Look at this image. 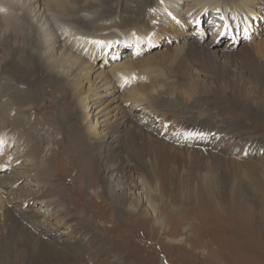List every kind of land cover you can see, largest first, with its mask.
<instances>
[{"label":"bare ground","instance_id":"1","mask_svg":"<svg viewBox=\"0 0 264 264\" xmlns=\"http://www.w3.org/2000/svg\"><path fill=\"white\" fill-rule=\"evenodd\" d=\"M217 1L219 0H202L199 5H203V8L198 7V4H190V2L187 4L186 2L185 8L193 9L191 15L196 14L195 18H200V23L193 18L192 22L195 21L198 24L190 25L183 14L181 0H135V8L131 7L132 9L129 10H125V0H0V52L4 53L3 58L0 59V80L5 79L26 86L25 90H21L16 86H1L0 84V226L4 228L5 247L9 248L13 242L20 241L17 244L20 246L17 250L1 251V258L5 260V264H14L17 258L22 260L23 264H61L69 260L74 264L76 258H71L72 255H80L86 246L99 248L96 241L87 237L85 230L82 227H77V224L73 223V218L59 207L58 200H55L58 192L54 187L59 176L55 178L51 167L41 163L42 144L45 141L42 133L45 131L46 125L54 123L50 120L53 110L48 111L49 118H47L45 113L39 114L41 107L36 105L40 100L41 93L46 88L53 90L56 87L61 92L63 99L69 95L73 96L80 106L83 121H87L88 124L84 133L82 123L76 122L71 117L77 109L72 106L68 107L67 104L62 106L58 99L57 110L60 111L63 108L65 118H72L74 122L71 136L66 135L68 138L65 141L58 142L59 152L56 156H61L63 152L64 158L69 161L72 167L70 170L67 168L64 170L62 167L65 166L61 164V172H66L68 175L71 171H77L76 179H88V188L81 190L78 198L80 201L89 189L98 187L104 181L106 184L103 187V194L109 199H114L120 210H133L137 215L141 214L144 219H151V211L146 205L149 194L155 196V201L158 197L157 192H160L166 199L173 194L175 181L171 173L176 168L173 159L177 156L169 151L175 147L169 142L177 144L175 141L179 140L182 143L177 145L190 150L192 145H188V143L194 142L198 134H204L211 139V141L203 143L205 147H200H202V154L207 151L206 155L215 159L212 161V169L216 168L213 166L214 164L217 166L219 160L226 159L221 163L231 173L226 179L233 185L238 184L237 177L243 171L247 170L252 173V168L256 166L249 160H257L258 155L264 154V144L255 143L254 145V142L248 144V141L241 139L240 135L237 137L238 140L234 139L233 136L237 133L233 130L225 133L226 127L223 126L210 131L204 128L205 122L194 127V130L187 129V124L184 126V123L188 120H185L181 115L173 116L171 119L181 118L184 122L178 125L181 129L170 133L171 136L163 137L167 135L170 119L166 117L165 112L160 114L161 110L158 109L160 102L150 99V93L145 87L149 73L147 76L139 77L140 73L136 70H140L142 66L133 64L130 62L131 60L124 62L122 66L114 67L108 73V77L104 72V64L108 65L107 56L112 58L113 63H116L126 56V50L130 47L129 49L134 51L126 57L131 59L130 56L133 57V54L142 52L141 46L145 47L144 51H146L149 46L158 42L162 35L174 32L189 40L187 45L194 49L199 59H194V61L201 62V65L204 63L201 66L202 73L205 76L207 74L211 76V80L217 84V91L223 90L219 83L226 84L230 100L232 102L241 101V93L245 91V85L241 86L237 80L230 78L228 66L240 62L243 56L231 55L230 49L238 43L241 31L244 34L248 31L250 34L252 28L246 26L244 30L238 29V34L232 30L231 37H234L228 43L236 44L233 46L230 44V49L227 48L228 44L226 48L220 49L215 44L216 42L220 43L219 40H221L217 36H213L208 44L198 41L200 36H196V34L202 35L203 33L201 26H203L205 18L201 13L207 11L208 8L215 7L218 4ZM126 2L130 5V1ZM236 2L244 6L239 7ZM236 2L232 3L235 5L234 12L243 16L242 19L247 23L256 21L255 18L263 14L261 10L264 9L263 4H251L252 0ZM253 3L255 2L253 1ZM207 5L210 6L205 8ZM215 10L218 11L217 8L212 9L214 13L219 12H215ZM221 10L219 16L213 14L212 11L206 12L209 13L208 15L213 19L214 25H217L218 29L223 27L222 24L227 22L231 15L230 10L226 8ZM113 12H115L114 15H112ZM117 17H121L123 22L129 24L126 28L128 33L120 35L116 33V37L106 38V33L100 35L96 32V24L101 21H105V24L110 26H119L118 23L113 22ZM141 21H144V25L140 24ZM187 27L188 29H186ZM98 31L107 32V30ZM96 41L101 43H95ZM130 43L134 45H126ZM256 48L258 60L248 58L247 81L253 80L264 87V44L256 45ZM166 52L168 51L166 50ZM4 59L5 61H2ZM99 59L102 60L101 65L96 63ZM95 63L97 65H94ZM74 67L76 68L74 73L80 70V77L72 83L69 79L74 73L72 72L70 75V70H73ZM94 75H96L95 81L92 82ZM179 76L181 75L176 77L178 80ZM184 77L186 78V76ZM99 79L101 85L98 87L96 83ZM89 82H92L91 86L89 85L84 90V83ZM136 82L141 86L127 92L122 100H120L121 97L115 99L119 92L128 89L131 84ZM44 84H48V86L44 87ZM201 84L197 79L192 84L193 90L195 87H197V91L201 89ZM155 86L157 87V85ZM6 87L8 89L5 90ZM174 90L176 91V89ZM89 91L98 101L105 99L103 102H106L109 97H114L109 101L111 106L117 101L124 103L132 101L133 109L141 110L140 117L136 116L138 120H135V115L118 108L119 106L115 107L113 111L103 110L106 113L102 115L106 120L101 133H99L100 119L96 120V124L94 121L92 124L90 123L92 110L89 108L94 100L90 101ZM118 96L120 95L118 94ZM121 107L123 106L121 105ZM107 109L109 107H106ZM12 111L17 112L18 118L12 119L10 114ZM31 114L38 116L35 121H31L29 117ZM4 122L8 126L2 127ZM52 127L55 130V126L52 125ZM10 131L13 132L9 133ZM188 134L192 139L182 140L186 139ZM129 139L133 142L132 147L127 150L133 156L130 158L125 155V149L128 147L124 148L125 140ZM136 140H140L142 144ZM204 140L206 139L204 138ZM135 143L141 146L135 147ZM196 145L199 146V144ZM256 148L258 152L253 154ZM237 149H240V153L233 155ZM241 154H244V160L240 158ZM100 173L101 176H99ZM211 173L213 175L208 176L206 182L205 179L198 177L190 179L192 183L189 184L198 187V193H209L210 196V194L216 193L218 187V177L215 173ZM114 176L115 181L122 183L117 191L111 189L112 184L115 183L112 182ZM109 185L111 186L109 187ZM168 202L169 200L166 201V204ZM154 203L149 199L148 204L151 207H154ZM79 204L85 206L83 202ZM94 204H98V202ZM101 220L106 222L107 219L102 217ZM92 222L94 223V221ZM156 224L163 228L167 226L158 214Z\"/></svg>","mask_w":264,"mask_h":264},{"label":"rangeland","instance_id":"2","mask_svg":"<svg viewBox=\"0 0 264 264\" xmlns=\"http://www.w3.org/2000/svg\"><path fill=\"white\" fill-rule=\"evenodd\" d=\"M126 1L127 0H125L124 6L125 10L135 8V0H128L130 1V5H128ZM201 1L202 0H181L183 7V10H181L183 11L185 19H188V16L191 18L190 15L193 11V9L185 8V6L189 2L190 4L195 3L199 5V2ZM236 1L238 0L217 1L218 4L212 9L217 8L219 12L216 10L215 12L218 13H214L211 8H208L210 5L205 6V8H208L207 11L201 13L203 18H205L202 23L203 26H201V28L203 27V29H201L203 33L202 35L196 34V36H200L197 40L200 42L203 41L205 44L211 42L213 36H217L221 40H219L220 43L216 42L215 44H217L220 49H223L224 47L226 48V45L228 44L227 48L230 49V44H232L230 46L236 44L228 43V41L234 37H231L232 30L238 34V29L244 30L246 26L252 28L250 34L248 31L245 34L241 31V34L239 33L238 36V43L230 49L231 55L237 57L243 56L241 57L240 62L228 66L231 75L230 78L237 80L241 86L245 85V91L241 93V101L235 100L232 102L230 100L228 97L229 92L227 90L228 85L226 84L219 83L223 90L217 91V84L211 80V76L208 74L205 76L204 73H202L201 66L204 65V63L201 65V62L194 61V59H199L194 49L187 45L189 40L181 35H176L174 32L162 35L161 39L151 47L149 46V49L146 51H144L145 47L141 46L140 49H142V52L133 54V57L130 56L131 59L126 57L134 51L133 49L131 51L129 49L130 47L126 50V56L119 59L116 63H113L114 61L112 58L107 56L108 65L104 64V72L107 73L106 76L114 67L122 66L124 65V62L126 63L128 60H131L130 62L133 64H137L140 67L142 66L140 70H136L140 73L139 77L142 78L149 73L148 80L145 82V87L150 93V99L152 98L157 102H160L158 107V109L161 110L160 114L162 115L165 112L167 115L166 117H169L170 119L169 125L167 126V135L163 137L171 136L170 133H175L177 129H181V127L178 126L180 123H184L181 118L171 120L173 119V116L181 115L185 120H188V122L184 123V126L187 124V129L194 130V127L205 122L206 124L204 128L210 131L214 128H220L223 126L226 127V130L224 131L225 133L229 130H233L237 133L233 136L234 139L238 140L239 138L237 137L240 135L241 139L243 138L244 141H248V144L252 142H254V145L255 143L264 144V87L253 80L247 81L248 77L246 76V74L249 73V68L247 67L249 65L248 58H255L258 60L256 45L264 44V9H261L263 14L255 18L256 21L247 23L242 19L243 16H239L238 13L234 12L235 5H232V3L234 4ZM253 1L255 3H253ZM251 4H263L262 7H264V0H252ZM237 5L239 7L244 6L238 3ZM202 6L203 5H199L198 7L203 8ZM222 8L230 10L231 15L230 19L227 20V23L218 29V26L214 25L213 19L209 18V13L207 14L206 12L212 11L213 14L219 16ZM248 11H250V9H248ZM205 13L206 15L204 16ZM114 14L115 12L112 13V15ZM194 20L199 21L200 23V18H194ZM114 21L116 24L118 23L119 26H110L109 24H105V21H101L96 24V32L100 35L106 33V38H114L117 35L128 33L126 28H128L129 24L123 22L121 17L115 18L113 22ZM141 22L142 23L140 24L144 25V21ZM173 28L178 29L176 27ZM98 30H107L108 33L106 31L99 32ZM217 30H219V35L217 34ZM116 33L117 35H115ZM143 35L144 32L142 33V36ZM141 44L144 45L145 43ZM126 45L134 44L130 43ZM184 48L186 50H183ZM213 48L215 49V47ZM166 50L168 52H166ZM175 53L180 56H176ZM3 56L4 53L0 52V59L3 58ZM219 59L221 60V58ZM2 61H5V59ZM101 61L102 60L99 59L96 63L101 65ZM96 63L94 65H97ZM75 70V67L73 70H70V75L72 72L74 73ZM96 75H94L93 80H91L92 82L95 81ZM178 75H181L179 76V80L176 78ZM183 76H186V78H183ZM79 77L80 70L71 75L69 80L73 83ZM197 79L202 83L201 89L198 90L200 91L199 93L197 87L193 90L194 86H192L193 82ZM92 82L84 83V90H86L89 85L91 86ZM97 83L96 85L99 87L101 85L100 79L97 80ZM0 84L1 86H16L21 90L26 89L25 85L10 82L5 79H1ZM155 85H157V87ZM47 86L48 84L44 87ZM140 86V83L137 82L131 84L128 87L129 90L124 89L119 92L118 94L120 96L117 94L115 99L121 97L120 100H122L127 92ZM4 89L6 90L8 87ZM174 89H176V91ZM153 90L154 92L157 90V92L154 93ZM92 95L93 94L89 91L88 96L91 97L90 101L92 102L94 100V103L92 102V104H90L91 107L89 108V110H92L90 123L92 124V121H94L96 124V120L100 119L101 127H98L99 133H101V129H103L105 125L104 121L106 118H103L104 113L113 111L117 106L125 111H129L130 114L132 113L135 115V120H138L136 116H139L141 110L138 109L135 111L132 107V101H127L125 103L117 101L111 106L109 101L114 97H109L108 101H104V103L103 100L105 99H99L98 101L94 99ZM61 98L63 99V97H61V92L58 91L56 87H54L53 90H48L46 88L41 93L40 100L36 103V105H40L41 107L39 114L43 115L45 113L44 115H46L47 118H49L48 111L53 110V114H50L52 116L50 120L51 122H54L52 125L55 126V130H53L51 124L46 125L45 131L42 133L45 141L42 144L43 153L41 155V163L51 167L55 178L59 176L54 184V187L58 192V196L55 200H58L59 207L65 213L70 215L71 218H73V223L77 224V227H82L85 230V235L95 240L97 246H99V248H90L89 246H86V249L84 252H81L80 255H72L71 258H76L74 259V264H264L263 153L257 156V160H249L250 163L255 164L256 166L252 168V173L247 170L243 171L237 177L238 184L233 185L226 179L231 173L228 168L221 163L226 159L219 160L217 166L215 164L213 166L216 168L212 169V161H215V159H212V157L210 158V155L207 156V151L203 152L204 155L201 153L202 147L200 146L205 147L203 143L208 140L211 141L209 136L206 137L204 134H198L194 139V142L188 143V145H192L190 150L183 148L181 145H177L178 143H182L179 140L175 141L177 144L172 141L169 142L172 146H175L169 149V151L177 156L173 159V164L176 168L171 173L172 178L175 181L173 184V194L170 198L166 199L160 194V192H157L158 197L156 201L154 198L155 196L149 194L148 198L155 203L154 207H151L148 204V199L146 205L151 211L152 218L144 219L141 214L137 215L133 210H120L118 205H116L117 203L115 204L114 199L106 197L103 194V187L104 184H106L104 181L101 182V186L99 185L98 187L89 189L84 196L85 198L82 197V201L78 199L81 190L88 188V179H76L78 177L76 176L77 171H71L68 175H66V172H61V164L65 166L62 167L64 170H66V168L70 170L72 167L70 166L71 164L69 161L64 158L63 152L61 153V156L56 155H58L59 152L58 142H63L71 136L74 120L82 123V131L84 133L87 130L88 124L87 121H83L82 111L79 109L80 106L76 103V100L73 99V96L69 95L63 100ZM58 99L61 101L60 104L62 106L67 104L68 107L72 106L77 109L75 114L71 115L74 120L72 118H65L63 108L60 111L57 110L56 104ZM99 103L101 105H98ZM257 104H260V106ZM121 105L123 107H121ZM106 107H109V109L106 110ZM103 110L106 112H103ZM10 114L12 119L18 118L17 112L12 111ZM29 117L31 118V121H35L38 116L36 114H31ZM2 124H4L2 127L8 126L6 122ZM12 132L13 131H10L9 133ZM204 138L206 140H204ZM191 139V135L188 134L186 139L183 138L182 140ZM136 141H139L138 143L142 144L140 140ZM140 144L135 143V147L141 146ZM196 144H199V146ZM132 145L133 142L130 139L125 140L124 148L128 147L125 149V155L128 158L133 157L127 151ZM257 152L258 149L256 148L254 149L253 154H257ZM239 153L240 149H237L234 151L233 155ZM240 158L244 160V154H241ZM216 161L218 162V160ZM211 172L215 173L218 177L216 193L210 194V196L209 193H198V187L189 184L192 183L190 179L193 180L198 177L205 179L206 182L208 180L207 177L213 175ZM101 175L102 174L100 173L99 176ZM112 182L115 183L112 184L111 189L117 191L122 183L115 181V176L112 179ZM110 186L111 185H109V187ZM234 186L236 188H233ZM167 200H169V204H166ZM81 202L85 204L84 207L80 206L79 203ZM96 202H98V204H94ZM78 204L79 206H77ZM113 204L116 206H112ZM157 214L163 220L165 225H167L165 228L156 224ZM100 217H106V222H103ZM92 221H94V223ZM3 231L4 228L0 226V264H5V260L1 258L2 250H17L20 247L17 246L20 241L13 242L9 248L5 247V233ZM15 262L16 263L14 264H23V261L19 258H17ZM67 263L73 264L70 260L62 262L61 264Z\"/></svg>","mask_w":264,"mask_h":264},{"label":"snow or ice","instance_id":"3","mask_svg":"<svg viewBox=\"0 0 264 264\" xmlns=\"http://www.w3.org/2000/svg\"><path fill=\"white\" fill-rule=\"evenodd\" d=\"M95 43H101V42H99V41H96Z\"/></svg>","mask_w":264,"mask_h":264}]
</instances>
